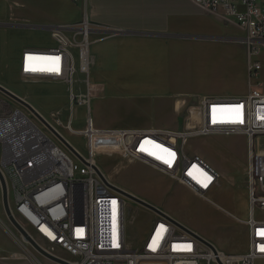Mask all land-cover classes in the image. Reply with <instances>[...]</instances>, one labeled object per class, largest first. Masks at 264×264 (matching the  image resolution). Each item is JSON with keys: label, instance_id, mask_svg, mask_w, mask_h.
Masks as SVG:
<instances>
[{"label": "built area", "instance_id": "built-area-1", "mask_svg": "<svg viewBox=\"0 0 264 264\" xmlns=\"http://www.w3.org/2000/svg\"><path fill=\"white\" fill-rule=\"evenodd\" d=\"M191 1L242 31L250 79H257L260 64L254 58L259 46H264V0ZM91 33L84 14L77 28L51 31L55 47L22 52L21 79L66 87V122L61 121L60 111L41 117L73 152L31 112L14 109L0 114V171L15 220L26 225L29 236L33 234L46 244V249L40 246L44 251L61 260L54 253L65 254L69 260L64 261L69 264H255L264 260V219L257 217L264 212V144L259 145L264 139V92L256 85L242 97H180L175 108L187 119L180 130L99 128L91 102L101 96L103 86L91 78ZM77 74L82 79L76 90ZM78 107L84 110V127L75 130ZM66 135L82 137L85 152ZM220 138L245 144L244 151L242 146L231 149L227 143H218L239 160L242 169L236 178L199 153L201 144ZM101 157L142 164L203 200H211L210 194L222 183L233 186L241 174L248 217L244 222L234 219L247 229V250L229 254L206 240L208 246L163 211L166 217L155 214L141 248L130 250L126 244L128 199L105 177L98 164ZM32 264L41 262L32 258Z\"/></svg>", "mask_w": 264, "mask_h": 264}, {"label": "crops", "instance_id": "crops-1", "mask_svg": "<svg viewBox=\"0 0 264 264\" xmlns=\"http://www.w3.org/2000/svg\"><path fill=\"white\" fill-rule=\"evenodd\" d=\"M84 14L92 26L91 72L95 82L103 86L101 96L96 99L101 112L104 111L103 116L95 120L99 128L180 130L183 127L175 108L180 97H242L256 85L264 92V46H259L260 51L254 58L262 73H257V79H250L245 46L225 41L242 40L240 29L204 12L191 0H0V24L48 28L0 27V35L14 39L15 71L18 73L19 58L24 50L52 48L51 31L65 26L77 28ZM120 32L127 35L118 34ZM200 75L212 80L190 89V79ZM0 86L17 95L1 75ZM131 104H137L139 110L131 113ZM117 105L128 119L120 121L105 112ZM33 108L44 114L41 109ZM208 148L215 155L210 157L222 169L226 164L239 169L240 164L218 143L212 141ZM128 191L147 202L134 191ZM205 201L226 217L236 218L220 204ZM152 205L172 216L166 201ZM0 206L2 208L1 190ZM245 230L246 249L240 245L229 254H242L247 250L248 232ZM5 248V252L14 255L12 258H25L18 247L19 251L15 252ZM30 263L0 259V264Z\"/></svg>", "mask_w": 264, "mask_h": 264}, {"label": "rangeland", "instance_id": "rangeland-1", "mask_svg": "<svg viewBox=\"0 0 264 264\" xmlns=\"http://www.w3.org/2000/svg\"><path fill=\"white\" fill-rule=\"evenodd\" d=\"M239 36H243V33L240 30ZM55 46L56 42L53 40L52 48ZM72 52L76 56V51L74 49H72ZM14 54V39L10 36H6V34H1L0 75L3 81L9 88H13L17 95L30 106L41 109L44 113L42 115L46 118H49L50 113L52 112H62L61 121L65 123L68 115V97L66 87L57 83H47L46 81H26L21 79L19 75L20 58L17 73L14 69ZM261 73L262 71H260L259 74ZM91 78L95 81L92 72ZM81 79L82 75L77 74L76 82L74 83V88L76 90L80 87L79 80ZM211 80L212 79H209L207 75L192 77L190 79V89L199 84L210 82ZM139 105H141V103H139ZM130 106L131 113L139 110V108H137V104H131ZM14 109H20L26 112L28 111L26 108L20 106L0 92V114ZM91 110L94 120L103 116L102 112L104 111L101 112L100 105H97L96 100L91 102ZM105 112L109 116H114L120 121L128 119L125 112H122L120 105L114 106L110 110L105 109ZM74 114L76 119L73 123V128L75 130L82 129L84 127L83 108H76ZM129 120H133V118H130ZM186 120L187 119L182 116L179 117L182 127ZM66 136L72 144L77 146L82 152H85V141L82 137L70 135ZM212 141L215 143H227L231 149H238L242 146L245 151V144L244 142H241V140H227L220 138L201 144L198 147L199 153H203L208 157L211 155L215 156L208 148V145ZM237 143H240V146H237ZM262 144H264V139H261L259 142V145ZM230 156L234 161H236V163L239 164L238 159H236L232 154H230ZM243 159H245L244 153ZM98 164L105 173L110 172L112 167L119 164L113 168L115 169L114 171H118L119 174L110 178L111 181H113L118 187L122 186L121 188H125L126 191H134L137 195L146 199L149 204L163 203L166 201L170 205V213L174 219L180 221L187 227H191L194 231L199 233L202 238L211 242L217 248L226 253H230V251H232L231 249H236V247H240V245L246 249V227L242 222L247 219L248 214L244 197L245 178L241 174L237 177V180L233 181V186L229 183H222L221 188L217 192L211 193L209 198L223 206L231 212V216L240 219L242 222L226 217L221 211L210 206L205 200L192 194L184 187L174 183L168 177L142 164H123L117 159H109L107 157L99 158ZM241 169V165L239 169H233V167L228 164H226V167L223 168V170L226 171L232 178H236ZM10 203H14L13 196L10 197ZM2 208L0 206V259L6 262L22 260L30 263L29 259L22 254L21 256L25 258H10V252L7 253L3 250L4 247H6L8 250L14 252L19 251L15 242L6 233L7 229H9V231L16 237L17 244L19 243L20 245H24L26 250L32 252L36 256L38 255L35 249L23 240L22 236L18 233L15 227L8 221ZM155 217V214L149 210L130 200L126 201V244L130 250H139L141 248L145 236L147 235ZM257 217L264 219V212L257 213ZM36 239L41 241L37 237ZM40 243L43 244L42 241ZM64 257H66V260H69L67 256ZM38 259L44 264H52L40 256ZM255 264H264V260H257Z\"/></svg>", "mask_w": 264, "mask_h": 264}, {"label": "water", "instance_id": "water-1", "mask_svg": "<svg viewBox=\"0 0 264 264\" xmlns=\"http://www.w3.org/2000/svg\"><path fill=\"white\" fill-rule=\"evenodd\" d=\"M0 27H4V28H30V29H40V30H48V28H39L36 26H23V25H5V24H0ZM121 35H127V33H118ZM129 35V34H128ZM181 38V37H180ZM182 38H186V39H192L190 37H182ZM218 40V39H217ZM225 41H230V42H240L243 43L242 40H225ZM0 92L2 94H4L5 96H7L9 99L13 100L14 102H16L17 104H19L20 106L26 108L29 112H31L40 122H42L50 131H52L61 141L62 143L70 150L73 152V150L70 148V146L58 135L56 134L52 128L42 119V117L33 109L32 106H30L27 102H25L24 100H22L20 97H18L17 95L13 94L12 92H10L8 89L0 86ZM102 178V176H101ZM103 179V178H102ZM104 180V179H103ZM116 191H118L122 196H124L125 198L129 199L130 201L136 203L137 205L153 212L154 214L161 216V217H166L164 215V213L158 209L157 207L129 194L128 192L122 190V189H118L115 188ZM0 190H1V202H2V207H3V211L5 213L6 218L8 219V221L15 227V229L18 231V233L22 236V238H24L26 241L30 242V244H32V246L34 247V249L44 258L58 263V264H69L68 262L61 260L55 256H52L51 254L47 253L46 251H44L38 244H36L31 237L26 233V231L18 224V222L15 220V218L12 216L11 212H10V208H9V203H8V192H7V184H6V180L2 174V172L0 171ZM169 219V218H167ZM170 220V219H169ZM173 223H176L174 220H170ZM191 233V232H190ZM194 237H196L197 239H199L201 242H203L204 244L211 246L206 240H204L202 237L191 233Z\"/></svg>", "mask_w": 264, "mask_h": 264}, {"label": "bare ground", "instance_id": "bare-ground-1", "mask_svg": "<svg viewBox=\"0 0 264 264\" xmlns=\"http://www.w3.org/2000/svg\"><path fill=\"white\" fill-rule=\"evenodd\" d=\"M7 89V88H6ZM11 92V91H10ZM14 94V93H13ZM22 99V98H21ZM34 109V108H33ZM35 110V109H34ZM36 111V110H35ZM37 112V111H36ZM38 113V112H37ZM40 116H42V117H45V116H43V115H41L40 113H38ZM65 114V113H64ZM67 114V113H66ZM49 121H51V119H49ZM51 122H53V121H51ZM115 169H112L110 172H108V173H105V177L107 178V180L109 181V182H111L112 184H114L115 186H117L113 181H111L110 180V178H112V177H114L115 175H117V174H119V172L118 171H114ZM118 187V186H117ZM120 189H122L121 187H120ZM122 190H124V189H122ZM124 191H126V190H124ZM126 192H128V193H130V191H126ZM129 200V199H128ZM133 204V203H132ZM18 222V221H17ZM20 222V221H19ZM18 222V224L19 225H21V227L23 226L24 227V229H25V231H26V225H24V223L23 222H20L19 223ZM2 226V225H1ZM6 233L8 234V236H10V238L15 242V244H16V246L18 247V249L20 250V252L26 257V258H28L29 260H30V262L32 263V258L34 259V260H39L38 259V257L40 256L41 258H43V259H45V260H47V261H49V262H51L52 264H54L52 261H50V260H48V259H46V258H44V257H42L36 250V252L38 253V255L36 256V255H34L32 252H30V251H28V250H26V248H25V246L24 245H20L19 243V245L17 244V239H16V237L14 236V234H12L10 231H9V229H7V231H6ZM31 236V239L36 243V244H38L39 246H42V248H44V249H46L47 248V246H46V244L43 242V244H41L40 242L41 241H38L37 239H36V236H33V234H31L30 235ZM39 238V237H38ZM40 239V238H39ZM23 240L27 243V244H29L33 249H34V247L32 246V244H30V242H28V241H26L24 238H23ZM41 240V239H40ZM223 251V250H222ZM55 255H57L58 257H60V258H62V259H64V260H66V257H64V256H66L65 254H63V253H61V252H56V253H54ZM40 261V260H39ZM41 262V264H44L42 261H40Z\"/></svg>", "mask_w": 264, "mask_h": 264}, {"label": "snow or ice", "instance_id": "snow-or-ice-1", "mask_svg": "<svg viewBox=\"0 0 264 264\" xmlns=\"http://www.w3.org/2000/svg\"><path fill=\"white\" fill-rule=\"evenodd\" d=\"M167 162V161H166ZM191 246L189 245V248H190ZM262 250H264V249H262Z\"/></svg>", "mask_w": 264, "mask_h": 264}, {"label": "trees", "instance_id": "trees-1", "mask_svg": "<svg viewBox=\"0 0 264 264\" xmlns=\"http://www.w3.org/2000/svg\"><path fill=\"white\" fill-rule=\"evenodd\" d=\"M9 106V105H8Z\"/></svg>", "mask_w": 264, "mask_h": 264}]
</instances>
